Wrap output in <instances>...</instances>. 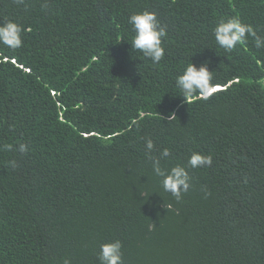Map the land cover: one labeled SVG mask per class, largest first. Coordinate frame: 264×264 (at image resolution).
Segmentation results:
<instances>
[{
    "label": "trees",
    "instance_id": "obj_1",
    "mask_svg": "<svg viewBox=\"0 0 264 264\" xmlns=\"http://www.w3.org/2000/svg\"><path fill=\"white\" fill-rule=\"evenodd\" d=\"M146 10L167 30L156 64L130 45ZM233 17L264 39V0H0L23 29L0 44V264H100L116 240L123 264H264V47L220 48ZM191 62L226 90L178 96ZM194 152L212 164L177 201L149 155Z\"/></svg>",
    "mask_w": 264,
    "mask_h": 264
},
{
    "label": "clouds",
    "instance_id": "obj_2",
    "mask_svg": "<svg viewBox=\"0 0 264 264\" xmlns=\"http://www.w3.org/2000/svg\"><path fill=\"white\" fill-rule=\"evenodd\" d=\"M128 24L134 33L130 43L131 48L141 52L153 64L159 63L165 56L162 40L167 37V30L166 26L160 24L157 14L147 10L132 14L128 18ZM22 31V26L17 24L15 19L0 25V44L11 50L19 49L23 43ZM213 35L215 43L226 52H231L237 45H244L249 37L255 38L257 49L264 47V39L257 37L254 28L242 23L237 17L220 21L214 28ZM212 73L213 71L209 70L207 63L198 67L191 62L176 79V87L181 93L178 96L188 102L196 95L206 99L216 92L225 91L226 87L214 86ZM172 115L169 119L172 118ZM146 149L149 154L154 149V142L151 139L146 141ZM19 151L21 153L27 152V145L21 144ZM169 155V149H164L161 152V157H168ZM149 159L153 161L155 175L162 178L161 185L164 192L170 193L177 201L182 198V194L190 186L188 168L196 169L212 164L210 155L206 156L198 152L192 153L189 157L187 167L176 165L170 169H164L160 165L159 158L154 159L149 155ZM10 165L15 168L17 166L16 161H11ZM121 249L122 243L119 240L102 244L98 254L100 264H123ZM64 264H70V261L65 260Z\"/></svg>",
    "mask_w": 264,
    "mask_h": 264
}]
</instances>
